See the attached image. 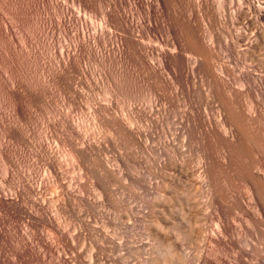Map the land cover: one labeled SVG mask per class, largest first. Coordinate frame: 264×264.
Returning <instances> with one entry per match:
<instances>
[{
  "label": "bare ground",
  "instance_id": "obj_1",
  "mask_svg": "<svg viewBox=\"0 0 264 264\" xmlns=\"http://www.w3.org/2000/svg\"><path fill=\"white\" fill-rule=\"evenodd\" d=\"M75 1L79 9H100L101 20L83 19L65 6L57 12L59 0H0V85L12 98L24 95L28 50L53 23L45 21V13L56 10L59 26L76 27L77 39L75 53L71 48L60 53L48 82L60 85L68 97L81 95L71 82L76 81L74 69L80 70L79 55L113 69L117 89L130 91L134 103L147 96L140 89L148 85L145 91L154 89L153 101L164 102L167 110L177 111L181 101L188 104L178 118L182 144L194 142L199 150V181L190 159L178 160L182 152L174 139L165 147L150 146L171 111L162 118L164 110L148 115L140 109L121 121L112 113L110 97L109 104L96 101L88 129L67 116L71 111L53 113L56 150L47 139L35 138L36 161L27 162L35 169L48 166L49 198L46 179L33 168L29 174L18 169L22 177L15 176L14 166L25 163L14 159L19 148L9 158L10 185L12 169L4 172L8 187L0 186V264H109L107 258L110 264H264V0ZM19 114H12L13 126ZM142 121L146 129L139 126ZM17 130L12 127L9 140H15ZM107 134L121 141L124 154L110 156L119 144ZM153 154L165 157L156 168L149 161L157 159ZM68 169L74 173L69 181ZM166 170L176 177L169 178ZM151 178H161V185ZM131 200L148 212L131 206ZM107 209L115 219L107 217ZM116 220L140 223L138 233L136 225L124 226L138 238L108 235L107 226L117 227Z\"/></svg>",
  "mask_w": 264,
  "mask_h": 264
},
{
  "label": "rangeland",
  "instance_id": "obj_2",
  "mask_svg": "<svg viewBox=\"0 0 264 264\" xmlns=\"http://www.w3.org/2000/svg\"><path fill=\"white\" fill-rule=\"evenodd\" d=\"M59 1H60V7L59 8L57 7V9H56L57 12L59 11L60 8L65 6V7H69L70 10L72 9L74 11V13L75 12L79 13L80 16L83 19H85V18L91 19V17L93 18V16H95L94 19H97V22H99L101 20V18H102L101 10L99 8H98L99 10H97L96 12H95V9H93L94 11L92 9H89V10L88 9H84L83 10V9H79V6H78V4H77V2L75 0H59ZM56 10L55 11H47L45 13V15H46V17L44 16L46 18L45 21H47V19H49L48 22L52 21L53 23L50 26V28L45 30V32L41 35L42 41L38 45L35 46V49L34 48H29V50H28V52H29L28 65L24 69L23 75H22L23 76L22 77L23 83L26 85L25 88H24V91L22 92L24 95L23 96L20 95L21 96V97L19 96L20 98L16 97L17 99L16 98H12L8 94V91L6 89L7 87L0 85V186L1 187H6L7 188L8 184L10 185L9 182H10V180L13 177V176L10 175V173L11 172L13 173L14 170L16 172L19 169L20 171L23 170V173L24 172L31 173L32 172L31 169L33 168L34 169L33 172L36 173V175H38V178H40V180H44L45 181V179H46L45 182L43 181L45 183V187H46L45 193L47 194L49 192V194H51V191H49L50 190L49 188H51V184L52 183H51L50 180H48V174H47L48 173L47 172V170H48L47 167L48 166L46 167L47 170H46V168H44L46 166V165L44 166V164H38L39 166L37 165L36 169L34 168L35 166L31 168V165L36 161L35 160L36 150H35V147H33V145L31 146V144H34L33 142H35L38 139V137H41V138L43 137L44 139H47V142L49 143V145H52L51 148L54 147V149H55L56 140H54V139H55L56 136H55V134H53V133H55V129H53V128H55L54 124L56 125V121H55V116H54L53 113H59V114L62 113V115L64 116L65 113L67 114V113H69L71 111V113L67 114V116L70 115L69 118L73 117V119L72 118L71 119L74 121L75 124L77 123V125L79 124L78 123L79 120H80L79 122H81L83 124L85 123L84 126L81 123L79 125L82 128L84 127V128L88 129V128H90L89 126L91 124H93L92 123V118H91L92 116L90 115V113L95 112V111H93V110H95V108H93L94 104L96 105V103L99 102V101H101L100 103H103V105L109 104V101H110L111 102L110 105L112 106L111 107L112 108V113H115V115H117L116 117L118 119L121 118V119H119L121 121H124L123 119H125V120L127 119V117L129 116L128 115L129 112L130 113H134V112L135 113H141L140 109H141L142 113H146L147 112L148 115L149 114L151 115L152 113H161L164 110L166 112L165 113L163 112L162 118L164 116H167L168 115L167 113H169L171 111L169 109L167 110V106L164 105L165 104L164 102L161 101L162 102L161 103L159 101L158 103L157 102L155 103L153 101V99L156 96V93H153V92H155L154 89L150 88V91L148 90L149 93L147 94L148 91L146 92L145 90H147V88L149 87L148 85H147L146 88H144L146 86L145 85V86H143L140 89V91L142 90V93L145 92L144 94L141 93L142 94L141 96L142 97H144L146 95L147 96L144 97L143 99L141 97L140 99H142V100H139L136 103H134L133 102L134 101V97L132 96L131 93L129 94L130 91L129 92L128 91L124 92V90H118L117 89V86L115 84L117 82L114 81L115 79L113 77V75H114L113 74L114 73L113 69H110V68L108 69V68L104 67L99 60L94 59V58L92 60L90 59L89 61L84 59V58H81L82 60H80V56L78 54H77L78 56L75 55V56L79 57L76 60V65H77L76 67L79 68L80 70L81 69L82 70L80 71V70L74 69L76 71H75V73L73 72L72 79L74 78V79H76V81L73 82L71 80V82L72 83H76V84L73 85L74 86L73 88L76 87L75 89L77 91L79 89V92H80L81 95H79L77 97H72L71 96L72 98L68 97L70 95L67 94L66 92L61 93V91H64V90H62V87L60 85L54 84V82H48V75H50V73L53 72V70H54V68L56 66V63L58 62L57 60L60 59V56H61L60 53L61 52H65L66 49L70 50V48L72 49V52L75 53L73 51L74 50V48H73L74 46L73 45L75 44V39H77V33L75 32V28L76 27L72 28L73 29L72 30V29L68 28L69 26L65 27L66 29H64V27L59 26V24L57 22V16L58 15L56 14ZM44 17H43V19H44ZM77 57H75V58H77ZM88 62H90V63H88ZM101 66H103V67H101ZM80 67H82V68H80ZM49 68H51V69H49ZM79 71H80V73H78ZM82 72H85V75ZM81 73H82V75H81ZM75 76H76V78H75ZM82 76H83V78H82ZM84 76L86 77L85 79H84ZM45 79H47V80H45ZM78 79H80V80L78 81ZM87 79H90V80L86 81ZM81 81H82V83H81ZM84 81H85V83H84ZM109 81H111V82H109ZM48 83H49V85L51 83H53V84H51L49 86ZM40 85H41V87H40ZM110 86H112V87H110ZM3 87H5V88H3ZM42 87H44V88H42ZM57 87H59V89ZM66 87H68V86H66ZM46 88H48L49 91H46V90H48ZM31 90L33 92H31ZM43 90H44V92H43ZM110 90L112 91V93L110 92ZM113 90L115 92H113ZM25 91H26V93H25ZM45 91H46V93H48V92L49 93L46 94ZM106 91L110 92L111 95L107 94ZM34 92H36V93H34ZM116 92H120V93L116 94ZM121 93H122V96H121ZM61 94H63V95H61ZM123 94H125V95L127 94L126 96L128 98L126 96H124ZM37 95H39V96H37ZM36 97H37V99H36ZM10 98L13 101L14 100L15 101L12 102V100ZM39 98H41V99H39ZM79 98H81V99H79ZM106 98H107V101H104V100H106ZM108 98H110V100ZM129 98H132V99H129ZM19 99H20V101H18ZM128 99H129V101H128ZM67 101H69V103H67ZM77 101H78V103H77ZM15 102L16 103L18 102V104H16ZM11 103H12V105H11ZM73 103L76 104V105H74ZM90 103H92L93 106ZM181 104L182 105H180V107H179V109L177 111H171L173 114L170 112L171 116L170 115L167 116V117L170 116L173 119L172 118L170 119V117L168 119L166 117H164L165 120L163 119V123H165V124L162 123L163 124L162 125V130L159 131L163 135V137H162V135L158 136V134H155L156 137L158 136L156 138L157 140H155L153 142H150V146L160 148L161 146L165 147L164 144L166 143V141L171 143V144L175 143L174 145H177L181 149V152H182L181 155L177 156L178 160L180 162H182V160L190 159V161L192 162V163L190 162V166H191V168H193L192 170H194V172H195V175H196L195 178L197 179V181H199V178H198V176H199L198 172H200V170H199L200 169L199 168L200 167V164H199V156H200L199 150L194 148L195 147L194 146V142L191 143L188 140H185V142H184L185 144H182V142L184 141V136H183L182 125L179 123L180 122L179 118H180V114L181 113H187V111L189 110V107H187L188 104L182 103V101H181ZM18 105H19V109H18ZM89 105H90V107H89ZM156 105H159V107H157ZM185 105H187V106H185ZM136 106L137 107L139 106L138 110H137ZM68 107H69V109H68ZM135 108H136V110H135ZM164 108H166V109H164ZM14 109H15V111H13ZM158 109H159L160 112L158 111ZM57 110H59V111H57ZM154 110L155 111L157 110V111L155 112ZM60 111H62V112H60ZM14 113H18V114L20 113L19 115H21L22 113L24 114V115L22 114L20 116V120H22V121L19 120V123L17 122L18 123V125L16 124L17 127L15 125L13 126V123H11V122H13L12 114H14ZM87 115H88V117H87ZM152 116H154L153 118H155L157 115L153 114ZM89 117L91 118V120H90ZM10 120H12V121H10ZM75 120H78V121L75 122ZM81 120H83V122ZM84 120H86V122ZM88 121H89V124H88ZM90 121H91V123H90ZM143 124L145 125V127H144ZM86 125H89V126L86 127ZM139 126H141L144 129H146L147 123L142 121V122H140ZM12 127L14 129H18L19 130V132H18L19 135L15 136L16 138L17 137L18 138L17 139L14 138L15 140H9V137L11 136V133H12L11 132L12 131ZM91 127H92V125H91ZM7 128H10V129H8V131H7ZM26 129H28V130H26ZM46 130H47V132H46ZM24 131H25L26 134L24 133ZM32 131H33V133H32ZM163 131H164L165 134L163 133ZM36 135H39V136H36ZM46 135H49V136H46ZM165 135H167V136L165 137ZM27 136L29 138H27ZM32 136H34V138ZM108 136H109V134H107V138L110 137V136L109 137ZM32 138H33V140H32ZM35 138H37V139H35ZM10 139H11V137H10ZM23 139H25V141H23ZM109 139H112V140H114V142H117L119 144L120 140L117 139V137H115V136L113 137L112 136ZM27 141L29 143L31 142L30 145H29V143H26ZM20 143H21L22 146L20 145ZM22 143L26 144V145H24L25 147H23ZM12 144H13V146L15 148L12 146ZM16 144H18V147H17ZM120 144H121V141H120ZM120 144H119L118 150H116V149H115V151L112 150V152H114V154L110 153L111 154L110 156L118 155L120 153L124 154L123 151L126 152L124 149H120V147H122V146H120ZM28 146H29V148H28ZM10 147L11 148L13 147L12 149L14 151ZM16 148H19V149L21 148V149L19 150V149H16ZM22 148H24V149L22 150ZM15 149H16V151L18 150L17 153H16L18 155V158H17V156H16V158L14 156H12V155H16L15 154V152H16ZM25 149H26V151L28 149V151L26 152ZM119 150H121V151H119ZM19 151H20V153H19ZM115 152H117V153H115ZM23 153H24V155H23ZM4 155H6V157ZM9 155H11V156H9ZM153 155H155V154H153ZM10 157H14V159L18 160L19 164H20V162H23L25 160V163H23V164H26L25 165L26 167L28 165H30L31 162H33V163L30 166H28L27 169H26V167L23 164L18 165L20 168L14 166L15 167V169H14L13 165L9 162V158ZM24 157H25V159H24ZM155 157H157V159L153 160V157H152V161H151V157H150L149 161H150V163H153L154 167L156 168V166H157L156 164H158L162 160H165V157H161L160 158L157 155H155ZM193 159H195V160H193ZM153 161H155L156 163L153 162ZM27 162L28 163L30 162V164H28ZM8 166H10V167L6 168ZM21 168H24L25 171H24V169H21ZM28 168H31V169L29 170ZM9 169H12V171L11 170L8 171ZM69 169H71V167H69ZM69 169H68V171H69ZM20 171H18V172L21 173L22 171L21 172ZM4 172H7V174H8L7 176L8 177L5 175ZM18 172H16V175H15L17 178H18L19 175L22 174V173L19 174ZM69 172L66 175L67 176L66 180H68V181L71 180V178L74 177L73 171H71L70 173ZM165 173H166V175L169 178L176 177V173L173 172V171L166 170ZM25 174H23V176H25ZM33 175L35 176V174H33ZM5 176L8 179V181H7L8 184L7 183L5 184L6 181H4V179L7 180ZM26 176H27V174H26ZM19 177L21 178L22 175L19 176ZM68 178H70V179H68ZM160 179L161 178H151V181L153 182L152 184L159 183V185H161L162 181ZM125 181H127V180L123 178L122 182L125 183ZM148 181H149V179H148ZM151 181H149V182H151ZM48 186H49V188H48ZM115 188H117V187H115ZM136 190L138 192L142 193V194L144 193V191L142 189H140V188H138ZM121 193H122V190H120L119 193H118V195L120 194V197L125 196V195H123L124 193H122V194ZM49 194H47L48 198H49ZM161 195H165V193L161 192ZM132 202H133V200H131V204H132ZM131 206H134V207L137 206L144 213L148 212V210L145 209L143 204L141 202H139V201H134V203ZM110 211H111V213H110ZM110 211H109V209H107V215H108L107 217L111 218V216L114 214V211H112L111 209H110ZM112 218L115 219V215H113ZM116 221L118 222V220H116ZM122 223H123V225H120V223L118 222V226L117 227L107 226V234L111 235V236H114L115 238H120V239L127 240V241H132L134 239H137L138 236L135 235V232L127 230L124 226H128V225H134L135 226L136 225V227H135L136 229L135 230L138 233V231L142 230V226L140 225V223L138 225L133 220H124ZM96 225H99V227H96L97 229L98 228L102 229L100 224H96ZM94 226H95V224H94ZM120 239L117 240V241L118 242L121 241ZM107 263H109V264L111 263L108 258H107Z\"/></svg>",
  "mask_w": 264,
  "mask_h": 264
}]
</instances>
